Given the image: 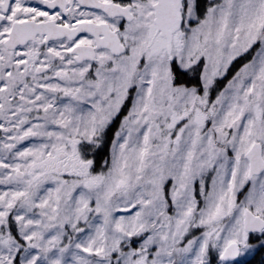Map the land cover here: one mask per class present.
<instances>
[{
	"label": "snow or ice",
	"instance_id": "1",
	"mask_svg": "<svg viewBox=\"0 0 264 264\" xmlns=\"http://www.w3.org/2000/svg\"><path fill=\"white\" fill-rule=\"evenodd\" d=\"M0 264H264V0H0Z\"/></svg>",
	"mask_w": 264,
	"mask_h": 264
},
{
	"label": "rangeland",
	"instance_id": "2",
	"mask_svg": "<svg viewBox=\"0 0 264 264\" xmlns=\"http://www.w3.org/2000/svg\"><path fill=\"white\" fill-rule=\"evenodd\" d=\"M226 83V81H224ZM214 98V97H213Z\"/></svg>",
	"mask_w": 264,
	"mask_h": 264
},
{
	"label": "trees",
	"instance_id": "3",
	"mask_svg": "<svg viewBox=\"0 0 264 264\" xmlns=\"http://www.w3.org/2000/svg\"><path fill=\"white\" fill-rule=\"evenodd\" d=\"M257 259H259V257H257Z\"/></svg>",
	"mask_w": 264,
	"mask_h": 264
}]
</instances>
